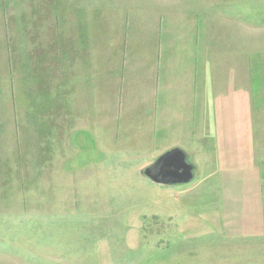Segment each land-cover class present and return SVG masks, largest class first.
Instances as JSON below:
<instances>
[{"label":"rangeland","instance_id":"obj_1","mask_svg":"<svg viewBox=\"0 0 264 264\" xmlns=\"http://www.w3.org/2000/svg\"><path fill=\"white\" fill-rule=\"evenodd\" d=\"M0 264H264V0H0Z\"/></svg>","mask_w":264,"mask_h":264},{"label":"water","instance_id":"obj_2","mask_svg":"<svg viewBox=\"0 0 264 264\" xmlns=\"http://www.w3.org/2000/svg\"><path fill=\"white\" fill-rule=\"evenodd\" d=\"M142 174L161 185L189 184L196 177V166L184 149L174 147L143 169Z\"/></svg>","mask_w":264,"mask_h":264},{"label":"crops","instance_id":"obj_3","mask_svg":"<svg viewBox=\"0 0 264 264\" xmlns=\"http://www.w3.org/2000/svg\"><path fill=\"white\" fill-rule=\"evenodd\" d=\"M160 45H159V52H160V55L162 54V50H163V43L159 42Z\"/></svg>","mask_w":264,"mask_h":264}]
</instances>
